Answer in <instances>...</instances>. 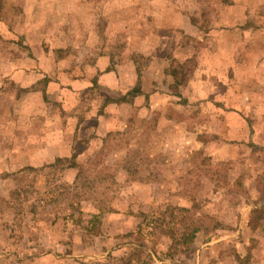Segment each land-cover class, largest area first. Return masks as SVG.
Instances as JSON below:
<instances>
[{"label":"rangeland","instance_id":"374dc122","mask_svg":"<svg viewBox=\"0 0 264 264\" xmlns=\"http://www.w3.org/2000/svg\"><path fill=\"white\" fill-rule=\"evenodd\" d=\"M190 14L213 35L180 29ZM223 29V43L264 32V0H0V264H264V115L205 99L226 89L225 67L201 66L222 58ZM190 58L183 103L165 73ZM137 69L152 102L79 129L102 94L127 99ZM174 207L206 227L172 254L160 214Z\"/></svg>","mask_w":264,"mask_h":264},{"label":"crops","instance_id":"0c3cea01","mask_svg":"<svg viewBox=\"0 0 264 264\" xmlns=\"http://www.w3.org/2000/svg\"><path fill=\"white\" fill-rule=\"evenodd\" d=\"M241 1H245V0H241ZM190 15H195V17H197L196 22L192 23V21L189 20V22H187L185 26L180 29H193L194 34L196 36L197 35L200 36L201 34H203V36L205 37V35L208 32H210V35H213V32H215V30L214 31L211 30L214 27V25H210L209 27L210 29L208 30V32L206 30L203 31L204 28L203 21H200V18L202 20V14L200 16H198V14H190ZM256 30L257 29H248V30L241 29L244 38L242 37V39H238L237 42H234V39H232L229 42L223 43L226 35L229 33L226 29H223L222 32L220 33L219 38L217 37L215 39L214 37H212V41H210V44L214 43V46L216 48L215 49L213 47V50L215 49L213 52L216 53L219 52L222 58L210 64H206V65L201 64L202 67L218 66V67H225L227 70L226 72H223V75H225V79L223 80L221 78V80H218L221 84L226 83V89L222 90L221 92L214 91L213 95H211V98L210 97L205 98L211 100V102L213 101L218 102L217 104L214 103L215 107L220 108L219 110L221 111V113H225L226 116L230 114H240L239 108L236 107L235 106L236 103H234V101H236L237 98L239 99L249 98L247 100L250 101L256 100L258 102V106L261 107V110L256 111L257 114L261 115V118L264 115V73H263L264 72V32H262L261 29H259V31ZM186 33L188 32L186 31ZM204 37H202L201 39L203 40ZM210 47L212 48L211 45ZM256 56L258 57V59L255 58ZM104 61L105 60H103L102 58L99 63L101 62L105 63ZM185 61L188 62V60ZM108 64L109 66H111L110 60ZM238 65L240 66L243 65V68L245 66H249L251 68L249 74H247V72L245 71L243 72L244 75L247 76V81H248L247 83L248 85L250 84V87L244 89L243 87H241V91H239L240 94L235 95L236 92L235 83L239 84L242 80L243 82L246 81V76H242L241 80H239L238 75L235 73L237 68L236 66ZM194 66L197 68V66L199 65L197 62H195ZM255 67H263V72L261 73V75L258 72L257 68ZM8 69H11L10 63L8 64ZM11 72H9L7 75L10 76ZM112 72L113 73L110 74V76L117 79V83H118V78L116 77L117 75L114 74L116 71H112ZM208 73H212V71ZM17 79L20 80V78L18 77ZM100 79L101 78H99V80ZM100 83L102 84L108 83L112 85L115 84V80L114 81L112 80L110 82H105V80L103 82L102 80H100ZM120 85L121 84H119L117 87L120 88ZM116 93H118V96L114 98L112 96H107L106 94H102L100 100H103V102L101 104H98L97 111L95 113L90 114V116L87 119L82 121V125L81 127L79 126V129L96 131L103 129L105 127V129L109 131L110 126L114 125V122L116 125L117 123L116 117L117 115L119 116V113L121 111L122 112H124L125 110L134 111L137 109H141V107L144 105L148 106L149 105L148 102L149 101L152 102V99L156 95V93L152 89H150V86L142 87V92L132 99H130V97L128 96L126 100L125 99L121 100L123 96L121 98H119V96L124 95L125 97V94L119 92ZM35 95L38 97L44 96L43 93H36ZM115 110L117 111L120 110V112L115 113ZM94 116H97L98 123L95 124V126L87 125L88 119H91ZM243 120L248 122L246 126H251L247 119L243 118ZM76 122H79V120H77ZM72 128L73 127H69L67 131H72ZM73 129L75 130V127ZM92 136L93 135H90L89 138H91Z\"/></svg>","mask_w":264,"mask_h":264},{"label":"trees","instance_id":"16d2710c","mask_svg":"<svg viewBox=\"0 0 264 264\" xmlns=\"http://www.w3.org/2000/svg\"><path fill=\"white\" fill-rule=\"evenodd\" d=\"M194 22H196V18L193 17ZM193 60L190 59L181 64H178L177 66L169 65L166 67V73L165 75H169L171 77V83L169 84L168 91L173 93V95H176L177 97L182 98V102L184 103L186 99L182 97L180 88L183 87L187 83V74L188 71L191 72L189 63H191ZM188 67V69H187ZM194 69V66H193ZM138 71V81L136 85L127 93L126 96H129L130 99L134 98L138 94L142 92L141 87V81H140V70ZM166 92V91H165ZM256 211V212H255ZM257 211H261L259 209L254 210V213H260ZM179 212L181 214H179ZM161 219V226H160V232L166 235H169L172 237V245L169 248V252L173 254V251H177L179 246L188 247L190 246L195 238L198 232L203 230L206 226L205 224L200 221L198 218H196L194 212L192 209L189 208H168L166 212L163 214H160ZM170 216V217H169ZM166 217V221H165ZM169 217V219H168ZM97 219V217L95 218ZM143 223L141 224L138 235L141 238L148 239L147 237V231L146 227L148 226V223H153L154 214H146L143 216ZM98 220V219H97ZM177 225L182 226V231L179 233L177 230ZM131 235V234H129ZM145 244H141L140 247H142ZM137 260V259H136Z\"/></svg>","mask_w":264,"mask_h":264}]
</instances>
